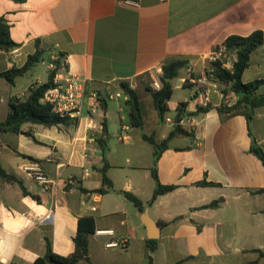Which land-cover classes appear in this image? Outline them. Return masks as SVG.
<instances>
[{
    "label": "crops",
    "instance_id": "crops-1",
    "mask_svg": "<svg viewBox=\"0 0 264 264\" xmlns=\"http://www.w3.org/2000/svg\"><path fill=\"white\" fill-rule=\"evenodd\" d=\"M0 19L20 44L8 52L0 50V73L23 67L38 46L45 51L42 69L36 71L37 63L14 84L0 78V122L11 112V102L24 100L31 87L48 81L43 76L49 78L53 54L62 64L56 79L68 72L86 77L89 106L93 94L100 100L96 114L71 126L26 123L18 134L0 132V163L29 193L25 195L19 183L0 179V264H34L45 256L47 240L56 254L72 255L82 219L94 222L89 234L93 264H149L150 257L152 264H264V165L251 152L250 134L264 151V105L254 109L250 124L244 108L221 113L220 108L235 105L238 96L214 81L208 110L198 112L202 106L192 82L213 64L204 56L229 37L264 34V0H0ZM236 59L228 52L222 62L232 68ZM175 60L187 62L178 75L180 84L175 87L171 81L174 91L182 89V98L172 101L173 94L161 123L152 96L140 93L143 77L160 82L163 66ZM23 79L27 85H20ZM242 80L264 81V44L251 55ZM121 83L138 92L143 128L130 125ZM258 94L264 96V84ZM101 96L107 99L106 112ZM181 102L187 106L179 117ZM104 118L107 143L112 136L135 147L133 159L125 150L110 149L107 175L114 187L101 195L93 191L103 186L99 139ZM175 124L189 134L174 137L157 163L154 154L150 158L137 152L136 147L147 143L144 133L155 134L160 143ZM3 134L8 138L4 144ZM29 162L39 163L57 181L53 193L42 191L22 170ZM154 166L162 185L178 188L151 203ZM202 181L217 186H198ZM124 192L140 198L144 210ZM219 199L224 201L218 208H204ZM144 212L160 225L154 252ZM82 227L91 229L90 222ZM113 243L118 245L110 246ZM187 257L192 259L182 262Z\"/></svg>",
    "mask_w": 264,
    "mask_h": 264
},
{
    "label": "trees",
    "instance_id": "trees-1",
    "mask_svg": "<svg viewBox=\"0 0 264 264\" xmlns=\"http://www.w3.org/2000/svg\"><path fill=\"white\" fill-rule=\"evenodd\" d=\"M18 3H24L27 0H13ZM264 44V34L261 31H257L250 36L240 37L231 36L225 41V45L229 53H235L237 56L236 61L233 64L232 70H227L223 68V62L217 61L212 64V70L214 75V81L221 82L226 86H229L231 91L238 96V100L235 105L231 107H221V113H240L241 109H245L244 114L247 117L248 123L253 117L254 109L258 106L264 105V96L259 95L258 91L264 84L263 80H256L249 83H244L242 80L245 70L249 67L251 55ZM20 44L13 41L11 38L10 26L4 19H0V50L11 51L13 49L19 48ZM45 51L37 47V51L29 55L27 62L21 68H12L9 71L0 73V78H4L10 84H14L18 77L24 76L31 68H33L37 63H39ZM57 68L50 72L48 81L41 85H34L28 90V96L24 100L15 99L11 102V112L4 122H0V132H12L20 133L21 128L26 123H33L42 125L47 128L56 126H71L74 121L70 118L60 117L53 111V108L49 104L42 102L45 94L50 90L55 88V79L57 77L58 71L61 68V57L56 62ZM187 66L186 61L175 60L166 63L163 66V74L160 78L162 88L159 91H155L148 88L150 92L155 108L158 112L160 122L166 121V115L169 112L168 102L171 100L174 89L172 87L171 81L178 77L179 72ZM121 90L128 96L127 104L130 107L129 120L130 125L133 128H143V111L141 102L138 96V92L131 88L129 83H121ZM226 93V92H225ZM187 103L181 102L178 106V116L181 117L185 113ZM101 107L106 112L107 111V99L101 96ZM209 107H199L198 112H205ZM102 137L99 139V144L104 151V167L101 170L102 173V183L103 186L94 193L101 195L109 193L113 190V182L107 175V170L110 167L106 158V135L108 134V124L106 118H104ZM188 131L183 129L180 124H175L173 130L170 134L162 141L157 142L156 135L143 134L142 138L144 141L149 143L154 148V160L155 163L158 162L161 155L165 150L169 148L170 142L174 137L178 135H188ZM252 137L251 152L257 156L264 165V151L258 145L255 137L250 131ZM152 177L156 182V188L151 199V203H154L156 199L164 194L175 191L177 185H162L158 178L157 167L154 166L151 169ZM0 179L7 183H19V179L8 173L0 163ZM198 186H217L215 183H209L202 181L197 183ZM25 195L29 193L22 186ZM86 192V190H85ZM125 197L132 202L139 211L144 210L143 201L131 192H124ZM223 199L212 202L211 204L205 206L204 208H218L222 203ZM84 221H89L91 229L84 230L82 223ZM94 232V222L92 219H82L80 220L79 230L75 237L76 249L72 255L62 256L56 254L51 246L49 240H47V252L44 257L38 258L34 264H93L89 256V234ZM148 245L151 252H154L158 247L157 240H148ZM192 257L185 258L182 262L191 260ZM149 264H152V258H149Z\"/></svg>",
    "mask_w": 264,
    "mask_h": 264
},
{
    "label": "built area",
    "instance_id": "built-area-1",
    "mask_svg": "<svg viewBox=\"0 0 264 264\" xmlns=\"http://www.w3.org/2000/svg\"><path fill=\"white\" fill-rule=\"evenodd\" d=\"M125 3H132V0H123ZM228 54V50L225 44L219 45L212 49L204 59L209 61L211 64L217 61H222L224 57ZM59 57H54L49 65L51 71L57 68L56 62ZM223 68L227 70H232L226 63L223 62ZM188 73H192L189 70ZM192 79V78H191ZM193 83L197 85V97L200 99V105L202 107H207L210 102L211 93L214 88V75L212 67H209L204 75L199 78L192 80ZM88 80L86 77L72 74L70 72L66 73L60 80H55V88L50 89L42 99V102L52 106L53 111L60 117L70 118L76 124L81 121L85 116L91 117L97 113V108L99 106L100 100L96 94L91 96L93 100L92 105L89 106L86 97ZM153 87L155 91H159L162 88L161 82H154ZM119 96V95H118ZM225 105H227L225 103ZM168 122L170 120L168 119ZM89 128H93L90 125ZM127 139V136H123L122 140ZM22 170L35 182H37L42 191L46 193H53L57 186V181L51 179L43 170L42 166L37 162H29L22 167ZM88 172V170H86ZM124 244V241H122ZM117 243H113L110 246H117Z\"/></svg>",
    "mask_w": 264,
    "mask_h": 264
},
{
    "label": "rangeland",
    "instance_id": "rangeland-1",
    "mask_svg": "<svg viewBox=\"0 0 264 264\" xmlns=\"http://www.w3.org/2000/svg\"><path fill=\"white\" fill-rule=\"evenodd\" d=\"M54 57H56V55L55 54H53V58ZM58 57V56H57ZM45 58L47 59V57L45 56ZM53 58L51 57V59H50V63L52 62V60H53ZM49 62H48V64H49ZM44 66H42V64L41 63H38L37 64V68H36V71H38L39 69H42ZM51 71V70H50ZM180 76H178L177 78H175V79H173L172 80V84L176 87V86H178L180 83H179V80H180ZM143 79H144V82H143V88H142V90L140 91V93L144 96V95H146V96H149V95H151L150 94V92L148 91V88H151V89H153L154 90V87H153V82L154 81H151V80H149L147 77H143ZM48 80V75H44L43 76V81H47ZM21 82H20V85H22V83L23 82H25L24 84L25 85H27V81L26 80H20ZM161 82V81H160ZM23 84V85H24ZM22 90V89H21ZM20 91V90H19ZM21 92V91H20ZM227 93V92H226ZM228 94V93H227ZM182 96V89H177L176 88V90L174 91V96H173V98H172V101H177V100H179L180 98H182L181 97ZM229 99H227L229 102H231L232 104H234L235 102H236V100L235 99H233L232 97H228ZM173 114V113H172ZM171 114V115H172ZM166 126H168V124H166ZM165 126V127H166ZM158 134H159V132H158ZM2 138H1V141H2V143L3 142H8V138H7V136H5L4 134L1 136ZM9 137V136H8ZM113 142V143H115L114 144V146H112V145H110L109 143L110 142ZM4 144V143H3ZM142 146L141 147H136V150H137V152L138 153H141L142 155H146V156H148V157H152L153 156V154H154V148H153V146L152 145H150V144H148V143H143V144H141ZM135 146H131V145H124V144H122V143H120V142H118L116 139H115V137L114 138H112V136H110L109 137V141H108V143H107V148H106V155L108 156V154H109V152H110V149L112 148V151L113 150H115V149H117V150H119L120 151V149L121 150H125L126 151V153H130L131 155V159H133L134 158V156H132V155H134V154H132V153H134L133 152V148H134ZM9 153V152H8ZM137 161H135V163H136ZM136 164H138V162L136 163ZM128 167V166H127ZM133 173V175H136V173H137V175H138V172H132ZM139 173H143L144 174V171H142V172H139ZM125 175V174H124ZM151 181L153 182V180H152V178H151ZM129 205H131V207H134V205L133 204H129ZM140 257V256H139ZM138 257V258H139Z\"/></svg>",
    "mask_w": 264,
    "mask_h": 264
},
{
    "label": "water",
    "instance_id": "water-1",
    "mask_svg": "<svg viewBox=\"0 0 264 264\" xmlns=\"http://www.w3.org/2000/svg\"><path fill=\"white\" fill-rule=\"evenodd\" d=\"M143 222L147 226L149 231V239L155 240L159 238L158 231H160V225L152 220L147 212L143 213Z\"/></svg>",
    "mask_w": 264,
    "mask_h": 264
}]
</instances>
